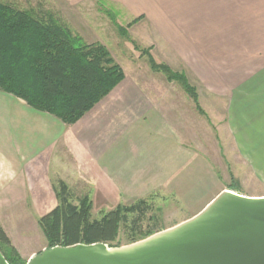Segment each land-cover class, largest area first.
Instances as JSON below:
<instances>
[{"label":"crops","instance_id":"obj_1","mask_svg":"<svg viewBox=\"0 0 264 264\" xmlns=\"http://www.w3.org/2000/svg\"><path fill=\"white\" fill-rule=\"evenodd\" d=\"M58 1L75 6L84 0ZM126 4H141L146 13L166 10L161 0ZM180 10L184 54L189 59V47L195 50L197 77L205 84L196 87L200 105L206 96L214 102L219 98L215 110L232 112L240 142H245L254 130L238 113L264 120V0H195V8L181 0ZM171 92L146 87L139 76L126 72L106 97L67 125L0 90L1 199L12 206L52 209L58 204L54 185L64 180L79 196L92 192L93 202L115 198L117 204L128 203L167 189L182 199L185 194L193 207H204L224 187L214 172L206 177L208 160L190 148L187 112L167 96ZM232 123L229 118L225 129L237 142ZM260 129L255 131L258 140H249L258 141L253 147L264 160ZM239 149L246 159L245 147ZM196 176L203 177L202 183L188 190Z\"/></svg>","mask_w":264,"mask_h":264},{"label":"rangeland","instance_id":"obj_2","mask_svg":"<svg viewBox=\"0 0 264 264\" xmlns=\"http://www.w3.org/2000/svg\"><path fill=\"white\" fill-rule=\"evenodd\" d=\"M3 1L27 9L39 18L40 13L46 15L45 18L50 17L48 13L54 14L53 16L59 20H64L66 24L69 23V26L85 37L86 41L94 40L93 42L107 45L114 58L124 68L125 74L127 72L129 75L139 76L146 87L172 90L171 94L167 96L175 99L176 104H181L183 111L187 112L190 148L203 154L208 160L206 162L209 169L208 174H205L206 177L210 179L214 172L221 179L218 186L224 187V189L230 188L244 195L264 196V175L262 174L264 171L261 169L264 168V160L258 156L260 150L253 147L258 141L249 140H258L256 136L260 134L255 132L256 129L261 128L260 130L263 132L261 134L264 135L263 117L262 124L250 113H238L244 120L249 121L250 128L254 130L252 138L245 137L247 140L240 142V138L243 139V137L241 132L239 134V126L234 125L236 119L234 120L232 112L224 109L215 110L217 106H220L218 105L219 98L214 102L211 95L206 96L204 108L200 105L205 113H201L196 108L193 98L180 83L168 81L162 72L152 70L147 56L142 53L143 48L152 46L151 53L158 61L168 63L175 70L185 71L190 83L196 87H205V84L197 77L195 50L189 47V59H187L182 48L181 0H161L162 6H165L166 10L160 14H153L151 11L144 12L146 10L141 4L134 6L126 4L131 0L124 3L116 0H84L75 6L63 4L58 0ZM188 1H190V8H195V0ZM148 6L151 8L150 5ZM69 8L72 10L65 15L62 10H69ZM111 13L116 15V22L123 26L136 20L128 28L127 36L120 33ZM193 14L195 15V12ZM140 16L142 18L137 20ZM136 44L140 48H136ZM229 118L233 121L231 126L234 125L236 129L237 138H239L237 142H233L227 134L226 126ZM253 124L255 125L252 127ZM240 146H244L248 153L245 155L246 159L243 157L242 150L239 149ZM251 153L256 154L253 156L254 158L248 156ZM204 170L207 171L205 168ZM203 177H192L188 190L193 186H199ZM197 178L200 179L198 182H196ZM86 192L93 198L92 192ZM145 198L151 207L140 220V229L143 231L150 228L159 231L167 229L192 217L206 206L193 207L185 200V194L182 199L178 192L167 189ZM137 200L121 204H131ZM93 203L92 215L94 218L103 216L107 211L120 204H117L115 198L97 199ZM50 209L51 207L7 205L0 196V224L25 262L33 254L50 247L39 225V217ZM135 217V214L129 215L130 219ZM131 236L134 235L130 234L129 227L123 225L116 241L117 245L114 246L127 245L141 240L132 242Z\"/></svg>","mask_w":264,"mask_h":264},{"label":"trees","instance_id":"obj_3","mask_svg":"<svg viewBox=\"0 0 264 264\" xmlns=\"http://www.w3.org/2000/svg\"><path fill=\"white\" fill-rule=\"evenodd\" d=\"M48 14L50 17L45 18L40 13L39 18L27 9L0 0V90L72 125L106 97L126 74L107 45L86 41L64 21ZM110 15L120 33L127 36L128 28L136 20L123 26L116 22L115 14ZM151 49L152 46L142 50L151 69L162 72L168 81L179 82L193 98L196 108L205 113L197 88L186 73L158 61ZM54 188L58 204L39 217L50 247L95 242L114 246L123 225L134 235L132 242L159 231L140 229V220L151 207L146 198L119 204L94 218L89 195H77L64 180H59ZM130 214L136 217L130 219ZM0 251L10 264L25 262L1 224Z\"/></svg>","mask_w":264,"mask_h":264},{"label":"water","instance_id":"obj_4","mask_svg":"<svg viewBox=\"0 0 264 264\" xmlns=\"http://www.w3.org/2000/svg\"><path fill=\"white\" fill-rule=\"evenodd\" d=\"M0 264H10L1 251ZM23 264H264V196L226 188L192 217L136 242L56 245Z\"/></svg>","mask_w":264,"mask_h":264},{"label":"bare ground","instance_id":"obj_5","mask_svg":"<svg viewBox=\"0 0 264 264\" xmlns=\"http://www.w3.org/2000/svg\"><path fill=\"white\" fill-rule=\"evenodd\" d=\"M258 197V196H257Z\"/></svg>","mask_w":264,"mask_h":264}]
</instances>
